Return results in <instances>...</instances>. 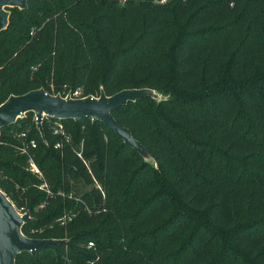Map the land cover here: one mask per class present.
<instances>
[{
  "label": "trees",
  "instance_id": "1",
  "mask_svg": "<svg viewBox=\"0 0 264 264\" xmlns=\"http://www.w3.org/2000/svg\"><path fill=\"white\" fill-rule=\"evenodd\" d=\"M6 9L0 103L38 87L161 94L112 111L149 159L90 116L45 115L43 136L31 110L0 127V189L33 217L22 232L65 238L15 264H264V0Z\"/></svg>",
  "mask_w": 264,
  "mask_h": 264
},
{
  "label": "water",
  "instance_id": "2",
  "mask_svg": "<svg viewBox=\"0 0 264 264\" xmlns=\"http://www.w3.org/2000/svg\"><path fill=\"white\" fill-rule=\"evenodd\" d=\"M7 7L25 9L27 0H0V30L8 24ZM146 94L157 97L156 94L159 93L148 87H129L109 95L101 89L97 96L91 94L71 96L69 92L63 96L59 93H50L43 87L33 88L20 94L11 93L0 103V127L14 122L17 117L31 110L35 115L36 126L43 136L44 115L60 119L90 116L104 122L124 143L149 159L150 155L146 148L132 135L128 127L117 122L112 113L114 109ZM32 218L28 210L19 211L0 189V264H15V257L19 252L26 250L34 254L39 247L56 244L65 239L31 237L24 234L22 224Z\"/></svg>",
  "mask_w": 264,
  "mask_h": 264
},
{
  "label": "built area",
  "instance_id": "3",
  "mask_svg": "<svg viewBox=\"0 0 264 264\" xmlns=\"http://www.w3.org/2000/svg\"><path fill=\"white\" fill-rule=\"evenodd\" d=\"M166 0H157V2L159 3H163L165 2ZM71 96H79V90L78 89H75L74 91H70L69 92ZM45 116V115H44ZM51 128L52 130L55 132V133H59V132H63L62 131V127H61V124L59 122H54L51 124ZM59 143H57L58 145ZM35 145V141L34 139H30L29 143H27L25 146H24V150L27 151L28 147L29 146H34ZM80 154V153H79ZM29 164H30V169L34 172H37L40 176H42V173L39 169V167L37 166V164L35 163V161L33 160L32 157H29ZM41 187H44L48 190V184L47 182L44 180L42 182V184L40 185ZM97 186L99 187V185L97 184ZM72 217L71 214H64L62 217H61V223H64L66 220H69L70 218ZM94 242L93 240H89L86 244L87 247H91L93 246Z\"/></svg>",
  "mask_w": 264,
  "mask_h": 264
},
{
  "label": "rangeland",
  "instance_id": "4",
  "mask_svg": "<svg viewBox=\"0 0 264 264\" xmlns=\"http://www.w3.org/2000/svg\"><path fill=\"white\" fill-rule=\"evenodd\" d=\"M70 92V91H67V93ZM79 93H80V89H79ZM157 98H159L161 96V94H156Z\"/></svg>",
  "mask_w": 264,
  "mask_h": 264
}]
</instances>
